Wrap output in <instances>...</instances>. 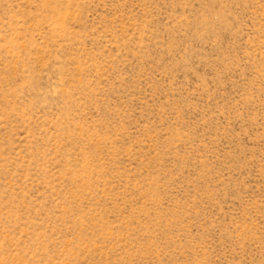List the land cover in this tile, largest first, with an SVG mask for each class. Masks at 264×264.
<instances>
[{"label": "rangeland", "instance_id": "obj_1", "mask_svg": "<svg viewBox=\"0 0 264 264\" xmlns=\"http://www.w3.org/2000/svg\"><path fill=\"white\" fill-rule=\"evenodd\" d=\"M0 264H264V0H0Z\"/></svg>", "mask_w": 264, "mask_h": 264}]
</instances>
